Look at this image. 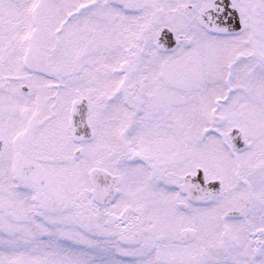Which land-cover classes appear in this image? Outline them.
<instances>
[{
    "label": "snow or ice",
    "instance_id": "obj_1",
    "mask_svg": "<svg viewBox=\"0 0 264 264\" xmlns=\"http://www.w3.org/2000/svg\"><path fill=\"white\" fill-rule=\"evenodd\" d=\"M0 264H264V0H0Z\"/></svg>",
    "mask_w": 264,
    "mask_h": 264
}]
</instances>
